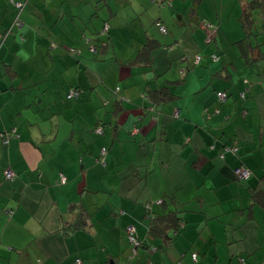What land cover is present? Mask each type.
<instances>
[{
    "label": "crops",
    "instance_id": "crops-1",
    "mask_svg": "<svg viewBox=\"0 0 264 264\" xmlns=\"http://www.w3.org/2000/svg\"><path fill=\"white\" fill-rule=\"evenodd\" d=\"M262 52L264 0H0V264H264Z\"/></svg>",
    "mask_w": 264,
    "mask_h": 264
},
{
    "label": "trees",
    "instance_id": "trees-1",
    "mask_svg": "<svg viewBox=\"0 0 264 264\" xmlns=\"http://www.w3.org/2000/svg\"><path fill=\"white\" fill-rule=\"evenodd\" d=\"M155 1L159 5H170L171 4V0H155ZM246 19L247 18H245L244 21H246ZM201 22H202L201 25H204V26L206 25L205 26V29H207V28L208 29L209 28L210 29L213 28V23H211L210 21L205 20V19H202ZM208 24H210V26ZM108 26L109 25H108V22L107 21L103 22L102 27L100 28V30H98L99 34H101V35H107V33H108ZM156 26L159 29V31H161L162 33H165L166 32V27L163 25V23L160 20L156 22ZM160 27H163L164 28V31L161 30ZM213 35L214 34H212L208 40H210L212 37H214ZM157 42L158 41H156V40L148 39V41L139 50V53H138L137 57L135 58V60L136 59L141 60L142 59V56H144V55L147 54V51L150 52V50L152 48L158 46V43ZM168 46H170L172 48L173 45L171 44V45H168ZM89 50L92 51V52H94L95 50H97L96 45L95 44L90 45L89 46ZM186 54L187 53H184L182 55V57H187ZM213 54L215 55V58L217 59L218 56L216 55V53H211L210 54V57L213 58V56H212ZM199 55H200V59H201L202 55L201 54H199ZM261 56L264 57V52L261 53ZM215 58H213V59H215ZM195 64H197V63H195ZM71 91L76 92V93L75 94H72L71 96H68V94ZM217 91H220V90H217ZM217 91H216V96L218 97V100L219 101H222V99L217 95ZM221 91H224L225 92V94H226L225 97H226L227 96V92L225 90H221ZM79 92H80V89L79 88L72 87L66 93V98L67 99L75 98V97L78 96ZM151 95H152L151 99L153 98V99H159L161 101H166V100H168V96L169 95H172V93H170L168 91V87L165 84V85H160L159 88H157V89H152L151 92H149V96H151ZM142 96H144V94ZM98 126L101 128V132H102V126L101 125H97L96 127H98ZM96 127H95V129H96ZM97 133H99V132H97ZM239 166H241V165H239ZM249 174H250V171H249ZM248 177H249V175H248ZM240 179H246V178H240ZM59 181H60V177H59ZM61 183H63V182H61ZM252 196H253L254 199H256L257 201H259V202H261V203L264 204V188L256 187V189H253L252 190ZM161 202H162V200H161ZM147 204H148L147 206L150 207V203H147ZM179 214H180V208L179 209H177V208L171 209V210H169V211H167L165 213L157 214V215H155V214H153V215L149 214V217L151 218L150 219V222L148 224L149 232H151L154 235L164 234V236L166 238H168V239L171 238V235L168 234V231H170V228L173 229V230H177V227H179V222H181V218H182L181 215H179ZM83 215L84 214H82V213H79L77 215V219L73 223V226L74 227H77L78 225L84 224L85 220L83 218ZM134 229H135V227H134ZM125 231H126V227H125ZM134 234L136 235L137 243L133 245V243H131L128 240L127 232H126L127 243H128V247H129V250H130V255L129 256L134 255L135 253H137V248L141 244V241L138 238V236L136 234V231H134ZM131 247H134V251L135 252L131 250ZM76 258H79V257H76Z\"/></svg>",
    "mask_w": 264,
    "mask_h": 264
},
{
    "label": "built area",
    "instance_id": "built-area-1",
    "mask_svg": "<svg viewBox=\"0 0 264 264\" xmlns=\"http://www.w3.org/2000/svg\"><path fill=\"white\" fill-rule=\"evenodd\" d=\"M15 5L17 6V7H20L21 6V3H19V2H15ZM16 22V24H18L19 23V21H15ZM209 26H210V24H208ZM206 26V25H205ZM160 29L161 30H163L164 31V28L163 27H160ZM209 30H210V28H209ZM214 31H215V29H211L209 32H208V34H207V39H209L210 38V36L214 33ZM92 49V48H91ZM213 56V58H215V55L213 54L212 55ZM199 59H200V55L199 54H196L195 56H194V62L195 63H197L198 61H199ZM76 92H73V91H71L69 94H68V96H71L72 94H75ZM217 95L223 100L224 98H225V92L224 91H217ZM178 111H179V109L178 108H176V110H175V113H178ZM97 132H101V128L98 126V127H96V129H95ZM7 139H5V141H6ZM233 149H235V148H233ZM104 151H105V147H102L101 148V153H104ZM234 173H235V175H236V177H238V178H247L248 177V175H249V169L248 168H246V167H243V166H237V167H235L234 168ZM13 175H14V173H13V171L11 170V169H5V171H4V176H5V178L6 179H11L12 177H13ZM60 181L61 182H64L65 181V176L61 173L60 174ZM148 205V204H147ZM134 231H135V229H134V226L133 225H131V224H128L127 226H126V232H127V237H128V240L131 242V243H133V245L134 244H136L137 243V239H136V235L134 234ZM131 250L132 251H134V247H131ZM135 252V251H134ZM196 256H195V253L193 254V258H195ZM240 261H241V263H243V258H240ZM73 264H81V260H80V258H75L74 259V262H73Z\"/></svg>",
    "mask_w": 264,
    "mask_h": 264
},
{
    "label": "rangeland",
    "instance_id": "rangeland-1",
    "mask_svg": "<svg viewBox=\"0 0 264 264\" xmlns=\"http://www.w3.org/2000/svg\"><path fill=\"white\" fill-rule=\"evenodd\" d=\"M103 147H105V146H103ZM104 152H106V147H105V151Z\"/></svg>",
    "mask_w": 264,
    "mask_h": 264
}]
</instances>
